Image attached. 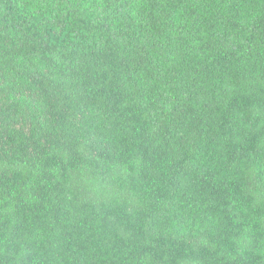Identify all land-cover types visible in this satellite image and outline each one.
Masks as SVG:
<instances>
[{
  "label": "trees",
  "instance_id": "1",
  "mask_svg": "<svg viewBox=\"0 0 264 264\" xmlns=\"http://www.w3.org/2000/svg\"><path fill=\"white\" fill-rule=\"evenodd\" d=\"M0 264H264V0H0Z\"/></svg>",
  "mask_w": 264,
  "mask_h": 264
}]
</instances>
